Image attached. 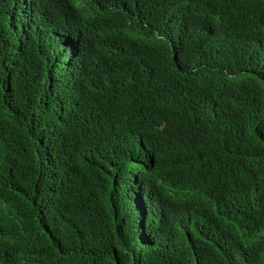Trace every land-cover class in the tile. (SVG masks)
<instances>
[{
	"label": "trees",
	"instance_id": "obj_1",
	"mask_svg": "<svg viewBox=\"0 0 264 264\" xmlns=\"http://www.w3.org/2000/svg\"><path fill=\"white\" fill-rule=\"evenodd\" d=\"M0 264H264V0H0Z\"/></svg>",
	"mask_w": 264,
	"mask_h": 264
}]
</instances>
